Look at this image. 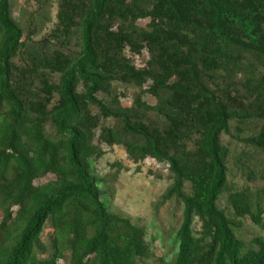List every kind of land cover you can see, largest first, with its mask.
Segmentation results:
<instances>
[{"label":"trees","instance_id":"trees-1","mask_svg":"<svg viewBox=\"0 0 264 264\" xmlns=\"http://www.w3.org/2000/svg\"><path fill=\"white\" fill-rule=\"evenodd\" d=\"M29 1L0 0V264H264V0ZM113 146L169 170V262L102 199Z\"/></svg>","mask_w":264,"mask_h":264},{"label":"rangeland","instance_id":"rangeland-1","mask_svg":"<svg viewBox=\"0 0 264 264\" xmlns=\"http://www.w3.org/2000/svg\"><path fill=\"white\" fill-rule=\"evenodd\" d=\"M13 2L15 15H18L22 7L28 10L36 9V5L29 0H13ZM55 13L56 4L51 8L52 21H55ZM51 26L52 23H49L46 29ZM133 59L137 66L141 65L139 57L134 56ZM129 101L123 99L122 103L127 105ZM150 101L153 102L152 99ZM223 139L228 141L229 136L223 135ZM104 149L103 156L91 161L96 175L107 179V186H104V189L108 192L106 191V195L102 198L103 201L111 212L128 217L142 226L150 250L156 257L164 258L166 262L171 261L176 253L173 240L181 223L182 204L175 198L163 201V194L172 182L167 166L151 158L134 164L128 159L125 149L121 146ZM51 179L53 176L48 175L37 183ZM247 231L252 234H264V229L252 226L248 221ZM42 239L50 245L49 227L43 231Z\"/></svg>","mask_w":264,"mask_h":264}]
</instances>
